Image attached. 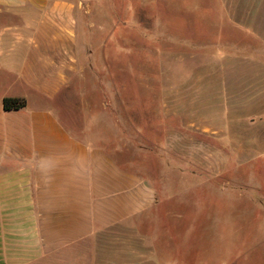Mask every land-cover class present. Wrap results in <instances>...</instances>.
<instances>
[{
	"label": "rangeland",
	"instance_id": "rangeland-1",
	"mask_svg": "<svg viewBox=\"0 0 264 264\" xmlns=\"http://www.w3.org/2000/svg\"><path fill=\"white\" fill-rule=\"evenodd\" d=\"M78 1L85 70L60 118L117 121L121 166L193 192L210 263L264 264V0Z\"/></svg>",
	"mask_w": 264,
	"mask_h": 264
},
{
	"label": "crops",
	"instance_id": "crops-1",
	"mask_svg": "<svg viewBox=\"0 0 264 264\" xmlns=\"http://www.w3.org/2000/svg\"><path fill=\"white\" fill-rule=\"evenodd\" d=\"M78 8L0 0V264H212L214 252L222 260L198 219L184 224L181 196L191 189L169 192L160 181L158 190L119 164L117 121L60 118L59 102L80 93L85 70ZM3 98L25 106L4 111Z\"/></svg>",
	"mask_w": 264,
	"mask_h": 264
},
{
	"label": "trees",
	"instance_id": "trees-1",
	"mask_svg": "<svg viewBox=\"0 0 264 264\" xmlns=\"http://www.w3.org/2000/svg\"><path fill=\"white\" fill-rule=\"evenodd\" d=\"M1 103L4 111L19 110L25 106L23 99L3 98Z\"/></svg>",
	"mask_w": 264,
	"mask_h": 264
}]
</instances>
